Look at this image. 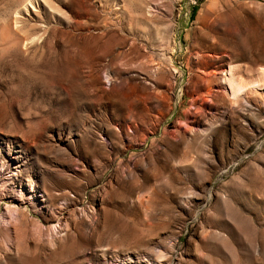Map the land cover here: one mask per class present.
Masks as SVG:
<instances>
[{
    "label": "rangeland",
    "instance_id": "374dc122",
    "mask_svg": "<svg viewBox=\"0 0 264 264\" xmlns=\"http://www.w3.org/2000/svg\"><path fill=\"white\" fill-rule=\"evenodd\" d=\"M0 264H264V0H0Z\"/></svg>",
    "mask_w": 264,
    "mask_h": 264
},
{
    "label": "bare ground",
    "instance_id": "6f19581e",
    "mask_svg": "<svg viewBox=\"0 0 264 264\" xmlns=\"http://www.w3.org/2000/svg\"><path fill=\"white\" fill-rule=\"evenodd\" d=\"M236 85V84H235Z\"/></svg>",
    "mask_w": 264,
    "mask_h": 264
}]
</instances>
